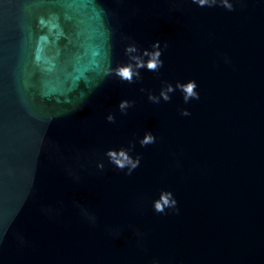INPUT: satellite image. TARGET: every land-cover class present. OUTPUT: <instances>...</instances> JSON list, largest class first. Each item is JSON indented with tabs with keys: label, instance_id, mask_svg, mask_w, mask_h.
I'll list each match as a JSON object with an SVG mask.
<instances>
[{
	"label": "water",
	"instance_id": "1",
	"mask_svg": "<svg viewBox=\"0 0 264 264\" xmlns=\"http://www.w3.org/2000/svg\"><path fill=\"white\" fill-rule=\"evenodd\" d=\"M100 3L141 49L167 43L164 66L142 69L132 84L108 78L63 116L21 103L19 88L32 65L36 11L51 0H0V264H264V0H242L235 11L191 0ZM126 43L114 44V66L128 62ZM190 80L199 100L186 104L179 89L169 102L148 100V91ZM125 99L134 105L122 114ZM147 132L156 143L141 147ZM131 142L141 164L129 176L105 153ZM162 190L179 214L154 211Z\"/></svg>",
	"mask_w": 264,
	"mask_h": 264
},
{
	"label": "clouds",
	"instance_id": "2",
	"mask_svg": "<svg viewBox=\"0 0 264 264\" xmlns=\"http://www.w3.org/2000/svg\"><path fill=\"white\" fill-rule=\"evenodd\" d=\"M40 4H47L50 0H38ZM117 3L121 0H116ZM199 7L220 6L228 11H235V3L242 0H191ZM67 0H51L52 6L40 7L36 11L33 24L35 37L32 47V65L30 74L26 79H21L19 88L22 90L21 103H27L41 111H56L57 115H70L80 110L87 103L91 92L100 83L108 78H116L121 82L132 84L142 79L141 70L159 72L164 66L161 59L164 48L161 42L156 41L151 49H141L140 46L130 36L120 32L118 26L113 25V12L105 9L100 0H81L84 6L77 10L65 9L62 5ZM95 9V13L93 12ZM65 13L70 19L65 18ZM88 24H91L95 32H90ZM102 34V35H101ZM45 42H41V38ZM103 41L104 52L107 55H96V49ZM119 41H128L124 46V54L128 58L127 63L113 64L111 50L114 44ZM95 56L97 64L91 65L88 61ZM226 62L227 58H225ZM96 68L97 70H85ZM95 78L96 83L92 88L88 87L90 81ZM197 82L190 80L186 83L177 82L174 85L165 83L159 95L148 91V100L154 104H159L161 99L169 102L171 93L179 89L183 95V100L187 104L191 100H199L200 94L197 91ZM141 92L146 89L141 88ZM134 105V101L122 100L118 107L122 114H127V110ZM182 116H190L188 109L181 110ZM109 123L116 122V116L109 113L106 117ZM50 123V121H49ZM156 136L152 132H147L139 140L141 147H146L156 143ZM48 143L46 135L41 134L40 145ZM59 150L57 146V151ZM135 150V142H131L129 147L119 149H108L105 153L108 163L115 168L124 171L126 175H132L141 164L139 155L133 157L130 153ZM97 169L103 171L105 164L100 161L96 165ZM78 180L79 177H76ZM153 209L156 213L168 214L171 210L174 214H179L178 201L174 194L168 190H162L159 198L153 201ZM84 214L93 224L96 217ZM122 229H117L119 234ZM6 235V232L4 233ZM137 236L143 234L136 232ZM0 235V242H2ZM21 242H23L21 238ZM159 264V261H153Z\"/></svg>",
	"mask_w": 264,
	"mask_h": 264
}]
</instances>
